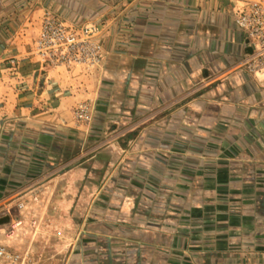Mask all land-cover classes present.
<instances>
[{
  "label": "crops",
  "instance_id": "crops-1",
  "mask_svg": "<svg viewBox=\"0 0 264 264\" xmlns=\"http://www.w3.org/2000/svg\"><path fill=\"white\" fill-rule=\"evenodd\" d=\"M248 1L0 0V211L41 215L47 257L264 264V77L235 21ZM47 14L100 25L101 64H44Z\"/></svg>",
  "mask_w": 264,
  "mask_h": 264
},
{
  "label": "built area",
  "instance_id": "built-area-1",
  "mask_svg": "<svg viewBox=\"0 0 264 264\" xmlns=\"http://www.w3.org/2000/svg\"><path fill=\"white\" fill-rule=\"evenodd\" d=\"M235 21L246 32L251 48L244 60L246 68L254 76L264 77V0H249L248 6L235 16ZM101 31L102 27L97 24L74 30L56 16L47 14L35 40L34 51L46 65H79L92 69L100 65L103 59V49L97 41ZM92 113L90 100L81 101L74 108L78 123L89 124ZM23 206L24 202L18 203V207ZM0 264L46 263L40 254L13 249L0 240Z\"/></svg>",
  "mask_w": 264,
  "mask_h": 264
},
{
  "label": "rangeland",
  "instance_id": "rangeland-1",
  "mask_svg": "<svg viewBox=\"0 0 264 264\" xmlns=\"http://www.w3.org/2000/svg\"><path fill=\"white\" fill-rule=\"evenodd\" d=\"M33 198L36 199L37 196L34 195ZM20 202H24V206L21 208L18 207V202L16 207L18 210L11 208L0 211V219L8 217L6 222L0 223V234L2 235L3 242L19 251L30 250L35 255L40 254L46 264H57L54 258L55 255L52 257L46 256V246L50 245L49 241L57 233L52 235L45 228H42L44 222L42 221L41 215L39 217L34 214L31 215L27 207V202ZM58 234L62 237L61 233ZM28 239L30 242L27 244ZM32 240L34 243L31 242ZM53 248L57 250L56 246Z\"/></svg>",
  "mask_w": 264,
  "mask_h": 264
},
{
  "label": "water",
  "instance_id": "water-1",
  "mask_svg": "<svg viewBox=\"0 0 264 264\" xmlns=\"http://www.w3.org/2000/svg\"><path fill=\"white\" fill-rule=\"evenodd\" d=\"M7 220H8V217L1 218V219H0V223L6 222Z\"/></svg>",
  "mask_w": 264,
  "mask_h": 264
}]
</instances>
